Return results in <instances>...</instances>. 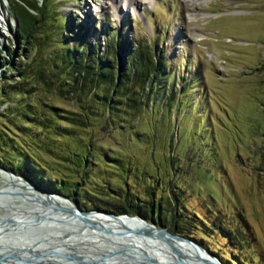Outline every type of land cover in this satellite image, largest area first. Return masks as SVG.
<instances>
[{
    "label": "rangeland",
    "instance_id": "obj_1",
    "mask_svg": "<svg viewBox=\"0 0 264 264\" xmlns=\"http://www.w3.org/2000/svg\"><path fill=\"white\" fill-rule=\"evenodd\" d=\"M13 1L0 0V47L9 46L18 61L23 57ZM47 1L51 17L56 15L47 28L55 32L64 17L62 37L69 44L85 33V41L102 52L118 39L119 69L126 68L138 43L151 42L165 71L144 90L146 107L154 106V112L127 128L118 123L102 132L97 145L106 146L107 156L129 157L138 174L161 177L155 194L164 205L161 217L177 218L179 230L223 264L230 255L240 264H264V0H141L138 6L115 0V8L109 0ZM59 102L74 109L69 101ZM5 105L0 103V127ZM170 157L174 165L168 171ZM105 168L95 167L93 174L103 180L114 175ZM93 182L87 186H97ZM13 199L0 202V215L18 201ZM33 241L40 242L29 236L10 240L4 249L27 258L0 250V264H50L31 256ZM137 262L126 264H143Z\"/></svg>",
    "mask_w": 264,
    "mask_h": 264
},
{
    "label": "trees",
    "instance_id": "obj_2",
    "mask_svg": "<svg viewBox=\"0 0 264 264\" xmlns=\"http://www.w3.org/2000/svg\"><path fill=\"white\" fill-rule=\"evenodd\" d=\"M50 6L47 0L11 3L23 59L13 60L14 51L0 47V103H6L1 111L5 120L0 127V167L70 198L79 208L139 215L157 228L195 240L179 230L173 215L161 217L164 205L155 199L161 177L138 174L128 156H107L106 146L97 145L102 132L117 128L118 123L127 128L133 119L137 124L154 112V106L146 107L144 90L151 77L165 71L151 42L138 43L126 68L119 69L118 39L106 43L102 52L85 41V33L69 44L62 37L68 26L64 17L55 32L47 28L49 19L56 17L55 11L51 17ZM60 100L71 102L74 109L65 108ZM103 165L114 174L106 180L93 174V168ZM173 165L170 157L168 171ZM114 177L118 182L112 184ZM90 180L97 186H87ZM171 192L179 201L177 192ZM228 233L224 230V235ZM230 258L227 264H240L236 256Z\"/></svg>",
    "mask_w": 264,
    "mask_h": 264
},
{
    "label": "bare ground",
    "instance_id": "obj_3",
    "mask_svg": "<svg viewBox=\"0 0 264 264\" xmlns=\"http://www.w3.org/2000/svg\"><path fill=\"white\" fill-rule=\"evenodd\" d=\"M109 1L115 8V0ZM123 2H129L131 6H138L141 0H123ZM3 17L6 19V14ZM0 174L4 182V186L0 187V190H3L0 191V202H5L6 198L11 200L10 197L12 199L17 198L11 196L13 194H25L31 197L28 202H25V199H20L16 200L15 203L13 199V203L10 205L11 209L0 215V229H2L0 231V250L5 251L8 255L27 258V256L21 254L22 252L4 249L3 245H7L12 239L20 238L22 240L29 236L31 240L36 239L49 244L47 249L42 243L33 241L32 243L35 245L32 248L34 250L29 252L32 257L50 264H126V262L131 261H140L137 263L143 264H186L179 261L177 257H182L192 264H210L207 261L211 256L210 254L194 251L183 240L155 233L149 230L146 224L141 221L124 216L110 219L96 215H87L85 222L78 221L68 214V208L71 206L70 202L54 197H50L47 201L48 198L39 190L17 184L15 177H10L2 170H0ZM35 196L40 200L32 198ZM25 224H30L34 228L37 226L42 228L26 234H20V232L13 235L10 232H5L12 225L22 226ZM91 224H94V226ZM92 226L98 228L104 226L109 228V231L118 228L121 230L118 232H121L122 236L115 237L111 235V238L106 240L104 245L99 244L98 239L96 242L89 243L88 241L86 242L88 244H86L81 241L86 236L81 234L82 231L91 234L98 233L97 235L108 234L106 233L108 231L104 229H102L104 232L94 231ZM136 229L143 232V234H136ZM112 236L117 240H113ZM125 236L131 238H125ZM72 237L74 238L71 239ZM88 238L91 237L88 236ZM88 238L86 237V240ZM152 260L153 262H151Z\"/></svg>",
    "mask_w": 264,
    "mask_h": 264
},
{
    "label": "water",
    "instance_id": "obj_4",
    "mask_svg": "<svg viewBox=\"0 0 264 264\" xmlns=\"http://www.w3.org/2000/svg\"><path fill=\"white\" fill-rule=\"evenodd\" d=\"M15 22H17V20H15ZM0 170H2L3 172H5L7 175H9L10 177H15L17 180V184L21 185V186H26V187H33L37 190H39L40 192L43 193L44 196H46L47 201H49L50 197H54V198H61L63 200H66L68 202L71 203V206L69 209V212L68 214H70V217L72 218H75L76 220L78 221H83L85 222V219L87 215H96V216H105L107 218H110V219H117V218H120L121 216H124V217H127V218H130L132 220H137V221H141L143 222L144 224H146V226L148 227L149 230H152L154 231L155 233H159V234H162V235H165V236H168L170 238H175V239H180V240H183L185 241L186 243L189 244V246L194 250V251H201L205 254H210L204 247H202L200 244H198L197 242L191 240V239H188L186 237H183L181 235H178V234H173L171 233L170 231H168L166 228H157L154 224L152 223H149L147 222L146 219L142 218L141 216L139 215H128V214H113V213H109V212H106V211H102V210H97V209H94V210H82L78 207V205L76 203H74L72 200H70L69 198L65 197V196H62V195H59L57 193H54L50 190H48L47 188L41 186V185H38L32 181H29V180H26L24 178H22L21 176H18L8 170H5L3 168L0 167ZM0 191H3V190H0ZM11 196H16L17 198L15 199H25V202H28V200L31 199L30 196L28 195H25V194H13ZM6 197V196H5ZM4 197V198H5ZM10 197V195H9ZM12 199V197H10ZM32 198H35V200H40L39 198H36L35 197H32ZM34 200V201H35ZM43 202V201H42ZM10 206H9V209L7 210H10ZM96 223V222H95ZM97 224V223H96ZM27 225V226H25ZM25 225H22V226H17V225H12L10 229H7L5 230V232H10L11 234L15 235L16 233H20V234H26L28 232H34L35 230L37 229H40L42 227H31L30 224H25ZM94 226V224H91ZM92 226V227H93ZM100 229V230H99ZM102 229L108 231L106 233L108 234H105V235H97L98 233L96 234H91V233H88L86 231H82L81 234H85L86 236H84V239H82L81 241H84L85 243L89 241V243L91 242H96V240L98 239L100 241L99 244L101 245H104V242L106 240H108L109 238H111L110 236L113 235L115 237H120L122 236L121 235V232H118V231H121L119 230L118 228H114L112 230L109 231V228L107 227H104V226H101V227H93V230L96 231L98 230L99 231H102ZM0 231H2V229H0ZM104 232V231H102ZM136 234H140L142 235L143 232H141L140 230L136 229L135 230ZM91 237V238H88ZM114 238L113 240H117V238L113 237ZM22 237V236H21ZM86 237L88 238V240H86ZM74 237H72L71 239H73ZM125 238H131L130 236H125ZM70 239V238H69ZM120 241V240H119ZM88 244V243H86ZM211 256H209V259L207 260L210 264H223L217 257L213 256L212 254H210ZM177 257V256H176ZM179 261H181L182 263H186V264H192L190 261H187L185 260L184 258L182 257H177ZM153 261V260H152ZM158 264V263H157Z\"/></svg>",
    "mask_w": 264,
    "mask_h": 264
}]
</instances>
